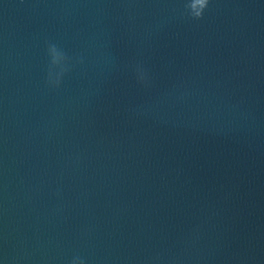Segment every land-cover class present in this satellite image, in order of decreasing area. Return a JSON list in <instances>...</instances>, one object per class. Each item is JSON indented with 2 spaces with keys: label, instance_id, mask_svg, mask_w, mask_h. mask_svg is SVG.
<instances>
[{
  "label": "water",
  "instance_id": "95a60500",
  "mask_svg": "<svg viewBox=\"0 0 264 264\" xmlns=\"http://www.w3.org/2000/svg\"><path fill=\"white\" fill-rule=\"evenodd\" d=\"M184 3L0 0V264H264V0Z\"/></svg>",
  "mask_w": 264,
  "mask_h": 264
},
{
  "label": "clouds",
  "instance_id": "9594fccd",
  "mask_svg": "<svg viewBox=\"0 0 264 264\" xmlns=\"http://www.w3.org/2000/svg\"><path fill=\"white\" fill-rule=\"evenodd\" d=\"M211 0H185L184 15L192 20H201L204 18L205 12L209 8ZM47 55L49 64L47 69L46 83L51 89H59L63 84L65 76H67L74 67L73 57H70L56 43L49 42L47 45ZM83 59H79L78 63L83 64ZM138 83L145 87L150 85V77L148 72L142 65H138L135 69ZM57 196L60 195L58 191ZM198 229L194 230L193 239L196 238ZM70 264H87V260L76 254L72 257ZM144 264H183L180 257H175L164 261L161 256L152 257L144 262Z\"/></svg>",
  "mask_w": 264,
  "mask_h": 264
}]
</instances>
